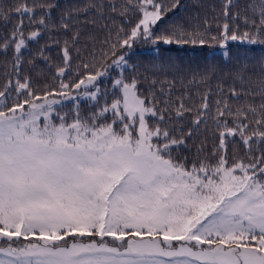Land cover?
<instances>
[{
    "label": "snow or ice",
    "instance_id": "1",
    "mask_svg": "<svg viewBox=\"0 0 264 264\" xmlns=\"http://www.w3.org/2000/svg\"><path fill=\"white\" fill-rule=\"evenodd\" d=\"M58 7L27 0L0 7L3 27L20 18L0 36L12 50L0 84V264H264V57L231 73L227 92L218 82L214 111L210 87L191 106L187 91L211 84V66L194 70L174 98L168 72L183 85L179 64L141 76L130 63L137 43L264 46V0L243 10L237 0L219 8L201 0H75L52 21ZM186 8L184 21L155 31ZM24 17L38 25L27 37ZM42 30L58 35L37 56L50 71L44 53L55 46L60 63L40 84L43 69L36 80L22 75V49ZM81 98L94 110L83 113ZM66 101L72 108L61 111ZM202 132L210 148L207 137L189 143Z\"/></svg>",
    "mask_w": 264,
    "mask_h": 264
},
{
    "label": "trees",
    "instance_id": "2",
    "mask_svg": "<svg viewBox=\"0 0 264 264\" xmlns=\"http://www.w3.org/2000/svg\"><path fill=\"white\" fill-rule=\"evenodd\" d=\"M23 0H0V7L5 10L13 7L18 3H22ZM75 0H27L29 5L32 4H47L54 3L59 4L58 8H54L51 10L50 19L52 21L58 20L60 12L66 8L69 4L74 3ZM253 2V0H237V6L243 10L245 4ZM117 4L123 3V0H116ZM183 5H190L192 0H181ZM202 4L211 5L215 4L217 8L220 7V0H201ZM191 9H179L174 12L168 14L167 18L159 23L155 27V31L159 33L162 28H164L169 21L176 19L178 22L184 21L189 15ZM39 10L36 13V19H39V16L42 15ZM19 17L13 15L7 25V27H3L2 22H0V36L5 35L10 31L12 26L19 21ZM135 18L133 17V20ZM38 25L29 24L28 18L24 17V28L23 35L27 37L32 31L37 29ZM57 33L52 32L49 33L47 30H42L41 35L36 40L27 41V46L22 49V59L24 61L22 65V75L30 74L34 80L37 79V73L43 69L44 75L38 79L40 84L50 81V77L52 73L55 72V65L60 63L58 58V48L53 46L51 48L46 49L44 55L50 56L53 67L49 71L47 65L44 63L42 58L37 56V53L40 51L41 46H45L51 43L52 40L57 38ZM51 36V40H50ZM3 41L0 40V84H2L6 80V72H10L11 63H12V50L9 49L6 52L2 48ZM219 46H206L203 48H193L191 46H187L184 48H179L176 45H164L162 43L158 45H151L150 43H137L134 48L131 50L130 63L139 64L140 67L138 71L143 75H151L156 72V68L153 65H161L167 64L169 61L177 63L181 66L182 74L184 75V84L182 85L180 82L179 74L173 73L171 70L168 72V78L171 79L173 75L176 76V87L173 91V97L181 96L185 89L184 85H187L188 79L191 77L192 72L194 70H204L207 67L211 66L216 70L215 76L211 80V84H192L187 87V91L192 94V100L188 101V104L191 106L194 103H199L196 94L199 92L203 94L209 87L212 90V96L210 103L212 104L213 111L215 110V100L216 96V87L218 82H224L225 92H227L228 87L232 84L231 73H233L236 69L241 67L243 64H248L249 66L257 65L262 57H264V46L261 45H248L242 44L240 42H229V44L224 48L223 51H218ZM33 60L36 67L33 68L29 65L28 61ZM75 64V61L73 62ZM227 74V75H226ZM115 75V73H113ZM159 79H164V72L161 71L158 77ZM108 87L111 89V81L105 82L101 80V87ZM144 84L141 83V89L143 90ZM104 97L100 98V104L104 103ZM112 96L109 94L107 97L108 103H111ZM243 98H241V101ZM92 103L87 98L81 99L79 101V107L83 113H88L93 111ZM234 105L238 103L237 101H231ZM73 102L64 103L60 106L61 111H68L72 108ZM111 117L109 116V119ZM186 119L190 120L191 117H187ZM149 123H154L149 117ZM204 125H201L203 129ZM209 127H211V120H209ZM205 137L208 139L209 148L211 147V136L207 132H202L199 137H194L193 140H190L189 143L199 144L201 140ZM233 144H238L239 140L237 138L236 141L232 142ZM195 152V148L192 150ZM232 154V148H229V155ZM191 155L187 151H181V156ZM189 164H191V160H189Z\"/></svg>",
    "mask_w": 264,
    "mask_h": 264
},
{
    "label": "rangeland",
    "instance_id": "3",
    "mask_svg": "<svg viewBox=\"0 0 264 264\" xmlns=\"http://www.w3.org/2000/svg\"><path fill=\"white\" fill-rule=\"evenodd\" d=\"M217 50H218V51H223V52H224V48H221V47H220L219 49L217 48ZM81 99H84V98H81ZM68 102H71V101H66L65 103H68Z\"/></svg>",
    "mask_w": 264,
    "mask_h": 264
}]
</instances>
